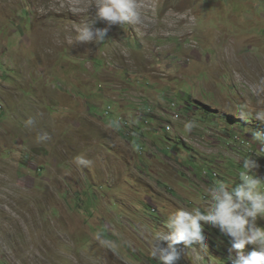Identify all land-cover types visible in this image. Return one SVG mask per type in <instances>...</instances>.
Here are the masks:
<instances>
[{
    "label": "rangeland",
    "instance_id": "374dc122",
    "mask_svg": "<svg viewBox=\"0 0 264 264\" xmlns=\"http://www.w3.org/2000/svg\"><path fill=\"white\" fill-rule=\"evenodd\" d=\"M137 3L135 26L69 45L94 0H0V264H158L170 213L205 209L243 158L264 177V0ZM203 231L177 264H232V239Z\"/></svg>",
    "mask_w": 264,
    "mask_h": 264
},
{
    "label": "clouds",
    "instance_id": "9594fccd",
    "mask_svg": "<svg viewBox=\"0 0 264 264\" xmlns=\"http://www.w3.org/2000/svg\"><path fill=\"white\" fill-rule=\"evenodd\" d=\"M94 5L95 18L75 27V40L66 37L69 45L77 43L99 45L105 41L113 25L122 27L131 23L135 26L140 22L141 14L137 0H94ZM97 21L106 22L107 27H95ZM133 39L137 41L138 38L133 37ZM141 97L149 98L146 94ZM151 105L144 107L139 115L145 117L147 113H152L153 101ZM172 109L174 110L170 113L172 120H180L183 117L182 109L176 102L172 104ZM159 110L160 114L155 116L162 120L169 111L160 107ZM255 116L264 121V112H257ZM147 124H151L149 120ZM192 127L191 122L185 125L188 130ZM162 129L169 133L174 131V126L169 122ZM253 139L264 144V135L256 133ZM74 163L78 167H88L92 162L83 156H78ZM241 163L244 170L239 172V183L234 187L230 189L221 182L214 183L206 190L205 209L197 207L187 210L181 207L167 216L164 223L170 231L168 233L157 231L152 238L150 254L158 264H177L181 256L177 246L181 243L186 247L194 244H199L202 248L206 247L204 224L218 228L222 234L232 239V250L235 252V256H230L232 264H264V226H259L257 223L259 219H264V187H262L264 177L257 175L255 170L259 165L251 157L243 158ZM248 245L255 247L246 254L244 250Z\"/></svg>",
    "mask_w": 264,
    "mask_h": 264
},
{
    "label": "built area",
    "instance_id": "2783aa9c",
    "mask_svg": "<svg viewBox=\"0 0 264 264\" xmlns=\"http://www.w3.org/2000/svg\"><path fill=\"white\" fill-rule=\"evenodd\" d=\"M170 128V127H169Z\"/></svg>",
    "mask_w": 264,
    "mask_h": 264
}]
</instances>
